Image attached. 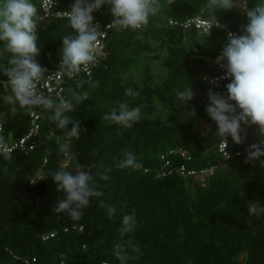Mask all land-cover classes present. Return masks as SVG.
<instances>
[{"label": "trees", "instance_id": "trees-1", "mask_svg": "<svg viewBox=\"0 0 264 264\" xmlns=\"http://www.w3.org/2000/svg\"><path fill=\"white\" fill-rule=\"evenodd\" d=\"M22 1L0 0V22L21 33L0 29V79L32 82L62 70L73 107L38 108L37 147L0 156V264H264V154L257 165L233 158L204 183L178 172L216 164V116L238 122L232 152L264 135V69L211 89L203 75L217 73L223 31L170 25L202 14L241 30L237 40L264 56V0H248L252 17L236 0H58L82 6V21L45 27ZM98 20L115 25L78 86L67 73L88 58ZM161 58L167 72L155 82L150 63ZM141 61L139 84L130 73ZM30 108L0 86L2 140L28 133ZM68 157L75 168L65 171Z\"/></svg>", "mask_w": 264, "mask_h": 264}, {"label": "built area", "instance_id": "built-area-1", "mask_svg": "<svg viewBox=\"0 0 264 264\" xmlns=\"http://www.w3.org/2000/svg\"><path fill=\"white\" fill-rule=\"evenodd\" d=\"M36 3L37 7L31 9L28 14L44 27L59 20H69L76 24L82 21L84 10L83 7L78 4H74L69 8H64L60 6L58 0H36ZM236 3L242 10L247 11L248 17H252V14L247 8L248 0H236ZM119 11H121V9H119ZM114 25V23L105 25L99 20L93 23L92 26L99 32V39L94 42L88 58L81 65L71 67L67 73L70 78L78 82V86L81 85L83 77H90L92 75L91 64L98 62L100 53L104 47L103 40ZM170 25L174 28H195L204 34H209L213 29H220L223 31L227 45L220 57L217 73L214 75H203V81L208 82L211 89L231 80L238 72L242 73L254 67L264 69V56H258L257 53L248 51L243 43L237 40L241 30H232L219 21L205 19L202 14L190 17L185 21L171 20ZM131 26L140 27L139 24L134 22H131ZM65 76L66 73L59 70L44 78H37L32 82L0 79V86L5 88L9 87L20 92V102L31 107L29 110L31 122L30 129L28 133L16 140L12 139L11 136H9L10 139L7 141L1 139V136L5 132V117L0 113V156L10 154L14 151H22L28 154L37 147V138L41 131V114L38 112V108L51 104L52 102H58L66 110L72 109L73 106L68 99V84ZM207 99L208 92L204 97V100ZM214 125L218 128L220 136L218 143V161L216 164L200 171L187 170L182 166L178 169L181 176L194 177L201 183H204L208 177L214 175L218 167L233 158L244 157L250 159L255 165L259 164L261 155L264 154V135L247 144L244 148L232 152L229 148L228 134L231 130L238 127V122L229 123L219 116H216ZM171 153H179L185 156V153L181 150L172 151ZM168 164L167 162V165ZM168 173L170 174V172ZM165 174L166 172L163 173V175ZM74 229H76V227ZM83 229L84 227L79 228L80 231H83ZM54 236L55 234L52 233L50 236H45L44 238L48 239ZM24 262L25 264H33L36 263V259L33 258L32 262L28 259H24Z\"/></svg>", "mask_w": 264, "mask_h": 264}, {"label": "rangeland", "instance_id": "rangeland-1", "mask_svg": "<svg viewBox=\"0 0 264 264\" xmlns=\"http://www.w3.org/2000/svg\"><path fill=\"white\" fill-rule=\"evenodd\" d=\"M36 0H23V6L26 9H34L35 7V2ZM31 24H34L33 20H30ZM1 26L0 29L2 30L3 33L8 34V35H14L17 39L21 38V33L17 29L15 25H13L8 18L2 19L0 22ZM146 65V62L141 61L139 62L138 66L134 67L130 73V77L137 83H142L143 81V75H144V67ZM150 67L152 70V74L154 76V81L159 82L161 81L167 72V69L164 66L163 58L159 59L158 61H154L150 63ZM12 108H14V104H12ZM262 113H264V107L262 109ZM5 117V116H4ZM204 127L201 128V131H203L204 128H209V124L203 125ZM263 130V127H260L257 131V134ZM63 168L65 171L75 168L73 163L71 162L70 157H68L62 164ZM43 177V173L39 172L35 178V180H39ZM253 218L252 215L249 218V224L253 223V220H256L257 214L256 212L253 211Z\"/></svg>", "mask_w": 264, "mask_h": 264}]
</instances>
